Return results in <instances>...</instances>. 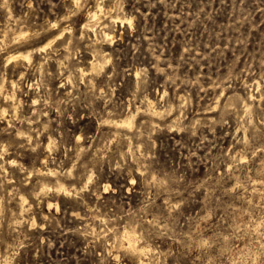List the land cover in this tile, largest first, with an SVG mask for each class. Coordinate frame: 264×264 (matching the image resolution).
Here are the masks:
<instances>
[{
  "label": "rangeland",
  "instance_id": "374dc122",
  "mask_svg": "<svg viewBox=\"0 0 264 264\" xmlns=\"http://www.w3.org/2000/svg\"><path fill=\"white\" fill-rule=\"evenodd\" d=\"M0 32V264H264V0H0Z\"/></svg>",
  "mask_w": 264,
  "mask_h": 264
},
{
  "label": "bare ground",
  "instance_id": "6f19581e",
  "mask_svg": "<svg viewBox=\"0 0 264 264\" xmlns=\"http://www.w3.org/2000/svg\"><path fill=\"white\" fill-rule=\"evenodd\" d=\"M95 14H96V13H94V16H95ZM4 29L6 30V28H4ZM15 31H16V30H15ZM17 31H19V30H17ZM8 32H9V31H8ZM0 33H1V32H0ZM5 33H6V32H5ZM9 33H10V32H9ZM17 33H18V32H17ZM12 34H13V33H12ZM15 34H16V33H15ZM20 34H21V32H20ZM2 35H3V34H2ZM4 35H5V34H4ZM24 35H25V34H24ZM24 35H23V36H24ZM6 36H7V35H6ZM23 36H20V37H23ZM11 37H13V35L9 36L10 39H11ZM5 38H6V37H5ZM18 38H19V37H18ZM18 38H17V39H18ZM28 39H29V38H28ZM15 40H16V39H15ZM24 40H25V39H24ZM26 40H27V39H26ZM12 41H13V40H12ZM4 42H5V41H4ZM27 42H28V41H27ZM25 43H26V42H25ZM1 44H3V46H4V43H3V42H2ZM19 44H20V43H19ZM28 44H29V43H28ZM0 46H1V45H0ZM7 48H8V47H6V49H7ZM4 49H5V47H4ZM9 49H10V48H9ZM0 50H1V49H0ZM29 51H30V50H29ZM14 53H16V52H14ZM28 53H29V52H28ZM19 54H21V52H19ZM19 54H18V53H17V55H14V54H13V55H10V54H9V56H8V57H9V61L12 60L13 58L16 59V57H19V56H20ZM23 54H24V53H22V56H23ZM24 55H25V57L29 58L30 53L27 54V55H26V53H25ZM25 57H24V58H25ZM30 57H31V56H30ZM15 59H14V60H15ZM17 59H18V58H17ZM25 59H26V58H25ZM7 60H8V59H7ZM28 60H29V59H28ZM6 62H7V61H6ZM0 87H2V86H0ZM0 89H1V88H0ZM154 111H156V110H154ZM157 113H158V112H157ZM129 123L131 124L132 121H130ZM128 235H129V233H128ZM131 237H132V236H131ZM126 238H127V237H126ZM128 238H129V237H128ZM134 238H135V237H134ZM134 240H135V239H134ZM134 240H133V241H134ZM127 243H128V242H127ZM130 243H131V242H130ZM127 245H128V244H127ZM128 246H129V245H128ZM131 247H132V246H131ZM134 249H135V248H134ZM131 250H132V249H131Z\"/></svg>",
  "mask_w": 264,
  "mask_h": 264
}]
</instances>
